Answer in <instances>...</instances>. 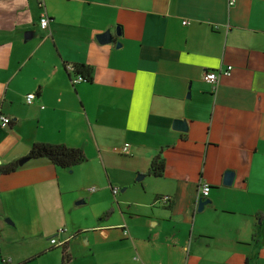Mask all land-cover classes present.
<instances>
[{
	"label": "crops",
	"instance_id": "crops-1",
	"mask_svg": "<svg viewBox=\"0 0 264 264\" xmlns=\"http://www.w3.org/2000/svg\"><path fill=\"white\" fill-rule=\"evenodd\" d=\"M228 1L0 0V167L35 144L86 156L0 175V264H264V0Z\"/></svg>",
	"mask_w": 264,
	"mask_h": 264
},
{
	"label": "trees",
	"instance_id": "trees-1",
	"mask_svg": "<svg viewBox=\"0 0 264 264\" xmlns=\"http://www.w3.org/2000/svg\"><path fill=\"white\" fill-rule=\"evenodd\" d=\"M73 67V66H72ZM91 69L87 66H75L73 67V76L74 78L83 77L86 75L89 79L91 78ZM84 153L79 149H71L64 145H43V144H35L31 147L28 155H26V159L34 160V159H45L54 164L55 167L62 169H70L75 166L83 163L86 158ZM163 158L157 156L151 163L149 176L158 178L163 175L164 172V162ZM18 169L17 163H13L10 165H4L0 167V175L1 174H10ZM157 201H160L158 199ZM170 202H167L169 204ZM62 264H66L67 255L64 254L62 256Z\"/></svg>",
	"mask_w": 264,
	"mask_h": 264
},
{
	"label": "built area",
	"instance_id": "built-area-1",
	"mask_svg": "<svg viewBox=\"0 0 264 264\" xmlns=\"http://www.w3.org/2000/svg\"><path fill=\"white\" fill-rule=\"evenodd\" d=\"M236 3V0H229L228 1V6H233L234 4ZM184 26L186 25L185 22H183ZM49 26V20L46 16V14H42L39 18V27L43 30V31H46L47 28ZM66 70L73 75V67L72 65H68L66 67ZM231 67H227L224 71H221L220 73L218 74H215L214 72H207L203 75V81L206 83V84H209L213 90L216 91V88H217V85L219 83V78L221 76H224V77H228L230 74H231ZM85 81V78L84 77H77V78H71V83L73 84H78L80 82H84ZM35 98V95L34 94H28L26 96V103L28 105L32 104L33 100ZM0 120H1V127H6L8 124H10V120L9 118H5V117H0ZM128 145H124L122 148H120L119 150L118 149H115L118 154L120 155H126L127 152H128ZM210 186L208 184H202L201 187H200V190L198 192V200L199 199H206L208 197V194L210 193ZM94 189H90V192H93ZM118 193V190L115 188L113 189V194H117ZM160 201L163 202V204H167V202L170 201L169 198H160ZM60 232L64 233L66 232V230H61ZM124 234L127 235V232L124 231ZM67 240H64V241H57L55 239H51L50 240V243L52 244V246H55V247H61L63 248L66 244Z\"/></svg>",
	"mask_w": 264,
	"mask_h": 264
},
{
	"label": "water",
	"instance_id": "water-1",
	"mask_svg": "<svg viewBox=\"0 0 264 264\" xmlns=\"http://www.w3.org/2000/svg\"><path fill=\"white\" fill-rule=\"evenodd\" d=\"M111 32H104L100 35H98L96 37V40L101 43V44H109L112 42V34H110ZM119 33V30L116 34ZM30 36V34H28ZM174 128L176 130H181V132L185 131L187 129V126L184 122H181V120H177L174 122ZM28 161V159H20L18 161V166L24 165L26 162ZM235 178V174L233 172L230 171H226L225 173V177L223 179V184L226 187H230L233 183V180ZM143 179V176H138L136 181H139ZM211 204L210 200L208 199H199L198 203H197V208H196V212L197 213H201L203 208H205L207 205Z\"/></svg>",
	"mask_w": 264,
	"mask_h": 264
},
{
	"label": "rangeland",
	"instance_id": "rangeland-1",
	"mask_svg": "<svg viewBox=\"0 0 264 264\" xmlns=\"http://www.w3.org/2000/svg\"><path fill=\"white\" fill-rule=\"evenodd\" d=\"M56 240V238H54ZM61 248H58L57 250H55L53 253H48L50 256H52V258L54 259V257H58L59 259V253L61 252ZM51 252V251H50ZM44 259V258H43Z\"/></svg>",
	"mask_w": 264,
	"mask_h": 264
}]
</instances>
